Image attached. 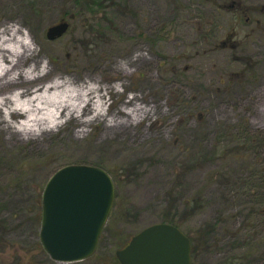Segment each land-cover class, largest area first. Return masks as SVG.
Here are the masks:
<instances>
[{"label":"rangeland","instance_id":"1","mask_svg":"<svg viewBox=\"0 0 264 264\" xmlns=\"http://www.w3.org/2000/svg\"><path fill=\"white\" fill-rule=\"evenodd\" d=\"M76 3L0 0V31L31 34L53 76L96 81L107 118H64L37 139L0 130V264H120L116 251L169 213L192 264H255L264 199L241 187L264 179V0ZM132 102L150 110L141 122L124 115ZM69 164L103 168L116 194L95 254L61 263L42 247L35 201Z\"/></svg>","mask_w":264,"mask_h":264},{"label":"water","instance_id":"2","mask_svg":"<svg viewBox=\"0 0 264 264\" xmlns=\"http://www.w3.org/2000/svg\"><path fill=\"white\" fill-rule=\"evenodd\" d=\"M64 21L48 29L54 39ZM115 184L101 167L69 164L58 169L43 190L40 242L55 261L72 263L96 252L115 201ZM120 264H192L191 239L176 225L152 224L116 251Z\"/></svg>","mask_w":264,"mask_h":264},{"label":"bare ground","instance_id":"3","mask_svg":"<svg viewBox=\"0 0 264 264\" xmlns=\"http://www.w3.org/2000/svg\"><path fill=\"white\" fill-rule=\"evenodd\" d=\"M30 35L16 25L0 31V130L10 136L37 139L47 131L59 130L64 118L85 125L97 118L107 119L96 81L64 73L53 76L54 70L48 64L40 69V49ZM123 112L134 123L150 114L136 102ZM85 115L90 117L84 120ZM110 125L106 120V127Z\"/></svg>","mask_w":264,"mask_h":264},{"label":"trees","instance_id":"4","mask_svg":"<svg viewBox=\"0 0 264 264\" xmlns=\"http://www.w3.org/2000/svg\"><path fill=\"white\" fill-rule=\"evenodd\" d=\"M110 1H112L113 3L115 2V4L117 2V0H76V2H77L76 5L81 6V8H82V6H84L88 10H90V9H95V8L98 9L101 6H103L105 2H110ZM119 4H120V2H119ZM125 6L127 7V4ZM262 176H263L262 173L260 176L259 175L255 176V173H254L246 181L245 185H243V187H241V190H244L245 193L249 194V196L260 197V198L264 199V181L262 182V180H264V179ZM257 182H260V184L257 185ZM35 203H36V206L40 209V215L38 214V219L41 222V195L39 197H37V200L35 201ZM254 213L257 215V217H259V219H261L262 222H264V207L262 205L257 206L254 209ZM161 222H166V223H170V224H174V225L178 226L177 221L175 219V216H172V213H169L168 216L165 215V217H163V221H161ZM39 228H41V227H39ZM260 238L258 239V241L253 242V246H257L258 244L260 246L259 242L263 241L264 232L260 235ZM259 240H261V241H259ZM127 244L128 243H126L123 247H125ZM261 245H262V243H261ZM260 251H263V255L260 254V259H263L264 247H263V250H259V252ZM260 259H258V256L256 255L254 257V263L259 264V262L261 261ZM219 264H239V263L235 259H229L228 261L223 262V263H219Z\"/></svg>","mask_w":264,"mask_h":264}]
</instances>
